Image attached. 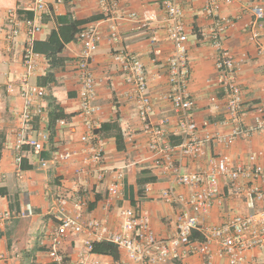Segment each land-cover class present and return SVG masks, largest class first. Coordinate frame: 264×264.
<instances>
[{"label":"crops","instance_id":"0c3cea01","mask_svg":"<svg viewBox=\"0 0 264 264\" xmlns=\"http://www.w3.org/2000/svg\"><path fill=\"white\" fill-rule=\"evenodd\" d=\"M48 1V10L33 11L31 0H0V213L16 212L18 216L0 227V264H53L49 258V244L52 233L58 225L52 207L60 196L69 195L72 203L83 198L86 206L81 209L84 221L105 222L112 231L120 227L119 211L131 206L148 213L154 234L166 238L175 232L179 207L161 199V191L172 184V177L161 169L151 166L152 155L147 149V137L141 130L137 113V95L125 82L121 64L114 57L119 52L135 54L145 66L149 94L153 102L151 120H166L171 133L179 117L174 114L162 95L167 91L164 61L172 53V45L166 39V15L160 6L161 0H118L119 10L130 11L142 16L153 13L157 20L151 23L148 32H140L131 21H120L117 25L118 40H110V22L104 19L97 0ZM182 11L185 32L188 35L190 80L188 90L195 102L194 118L199 125L206 119L212 120L211 132L227 133L230 124H223L227 114L223 108V94L217 87L215 61L217 52L212 45L210 32L215 19L231 20L226 29L224 46L236 60V80L243 90L245 106L257 103L264 108V59L258 53L259 44H264V18L258 38L253 39L250 26L254 20L253 8L263 6L264 0H239L233 4L225 0H175ZM213 8L209 15L206 8ZM17 15L18 36L9 41L8 12ZM40 30L33 37L34 42H47L52 31H62L61 51L47 57L34 53L33 65L28 70L23 63L24 49L28 45V23ZM98 26L101 40L93 54L90 70L95 80V99L99 107L95 120L101 127L105 144L104 160L100 166L83 164L81 152L85 146L79 140L87 133L79 115V78L74 60L81 51L76 42L78 31L85 25ZM73 25V26H72ZM158 39L160 56L153 61V45L150 37ZM31 85H50L48 95L41 100L45 108L46 121L35 120V128L49 134L44 151L34 154L28 148L18 154L15 151L17 115L24 99L20 95L23 80ZM218 105L217 112L210 108ZM63 119L65 126L55 120ZM245 125L252 124V114L242 115ZM176 144L179 139L171 136ZM70 150L78 158L52 166L48 170L39 168V158L48 159L54 150ZM209 156L227 155L235 163L247 162L248 156L258 155L256 164L264 165V131L253 133L245 139H237L231 146L212 144ZM21 156L17 164L16 156ZM209 156L182 159L185 172L203 171L209 167ZM124 168L120 197L108 203V188L115 180L117 170ZM147 169L155 181L139 185L137 179L141 170ZM99 170L103 178L99 180ZM246 186L244 181L238 182ZM189 196L188 188L173 186ZM221 196L214 200L211 208L202 214L200 220L210 227L221 226L236 214L249 212L245 202L232 196V185L227 179L219 181ZM262 202L257 204L261 207ZM67 210L74 213L73 205ZM199 240L200 234L193 233ZM94 241L91 234L84 232L63 238L60 253L66 264H127L125 255L119 252V259L88 252L84 241ZM213 249L218 245L212 243ZM184 264H202L199 256L185 257ZM264 263V253L251 250L245 253L244 264ZM167 264H180L167 263ZM214 264H228L226 259L214 256Z\"/></svg>","mask_w":264,"mask_h":264},{"label":"built area","instance_id":"2783aa9c","mask_svg":"<svg viewBox=\"0 0 264 264\" xmlns=\"http://www.w3.org/2000/svg\"><path fill=\"white\" fill-rule=\"evenodd\" d=\"M104 19L110 24V40H118L117 25L120 21H131L140 32H148L152 22L157 20L153 13L138 16L134 12L119 10L118 0H97ZM213 2L214 0H210ZM233 4L239 0H225ZM62 3L63 0H55ZM33 11L42 13L48 10L47 0H31ZM160 6L166 15V39L172 45V53L165 59L167 91L162 100L167 101L174 114L179 119L174 130L169 133L166 120L158 122L151 120L153 102L149 94V87L145 73V66L135 54L119 52L114 59L121 64L124 79L137 95V113L141 130L147 137V149L152 155L151 166L161 169L164 174L172 177L169 188L161 191L160 197L167 203L179 207L176 217L175 232L166 238L157 237L151 227L147 212L139 211L131 206L121 208L119 211L120 227L112 231L105 222L99 220L84 221L81 209L86 206L83 198H76L72 203L69 195L60 196L52 209L56 214L58 225L50 238L49 258L53 264H66V258L60 253L59 246L63 238L76 236L84 232L92 235L94 241L86 240L84 245L88 252L92 251L95 242L113 244L128 260L127 264H165L180 263L185 257L199 256L202 264H214V256L226 259L228 264H244L245 253L259 250L264 253V165L256 164L258 155L248 156L247 162H234L227 155L209 156V146L219 144L231 146L237 139H245L253 133L264 131V108L260 104L245 106L243 90L236 80V60L232 53L224 46L223 38L227 28L232 26L231 20L215 19L210 32L212 45L217 52L215 70L217 72L216 84L223 94V108L227 118L223 124H230L227 133L211 132L209 127L212 120H204L200 125L194 118L195 102L191 97L188 85L190 80L188 35L185 32L182 20V11L175 0H161ZM213 3L206 8L212 15ZM254 20L250 26L253 39L258 38L261 28L260 20L264 18V5L253 8ZM7 40L12 41L18 36L17 15L15 11L8 12ZM28 45L24 49L23 63L30 70L33 65V37L40 28L28 23ZM150 43L153 45V61L160 56L157 47L158 39L152 35ZM101 40L100 29L96 24L89 23L83 26L76 35V42L81 51L74 60L80 88L78 92L79 115L87 133L81 135L79 140L85 146L82 149V163L100 166L104 160L105 144L101 134V127L95 120L99 107L93 103L95 99V80L90 70L93 54ZM259 55L264 59V44H259ZM50 85H31L23 80L20 95L24 102L17 115V131L15 151L20 154L24 148L40 155L44 151L45 143L49 141V134L35 128V120L46 121L45 108L41 100L48 95ZM212 111L219 110L214 104ZM245 111L252 114V124L245 125L242 115ZM55 122L65 126L63 119ZM171 136L179 139L174 144ZM209 156V167L203 171L185 172L182 168V159L204 158ZM78 158L76 152L70 150H54L48 159L39 158V168L48 170L52 166L65 163ZM17 164L21 156L15 158ZM124 168L117 170L115 180L108 188V203L120 197L121 181ZM99 180L103 178L99 170ZM227 179L232 185V196L245 202L246 214H236L221 226L210 227L204 225L200 218L212 206L214 200L221 196L219 181ZM244 181L246 186H240ZM188 188L189 196L178 193L173 186ZM262 202V206L257 204ZM73 205L75 212L67 210ZM18 216L16 212L5 211L0 213V227ZM200 234V239H194L193 233ZM212 243L218 245L213 249ZM80 264H84L81 262ZM249 264H258L251 262ZM264 264V263H263Z\"/></svg>","mask_w":264,"mask_h":264},{"label":"trees","instance_id":"16d2710c","mask_svg":"<svg viewBox=\"0 0 264 264\" xmlns=\"http://www.w3.org/2000/svg\"><path fill=\"white\" fill-rule=\"evenodd\" d=\"M73 26V25H72ZM62 31L54 32L52 31L47 39V42H34L33 51L34 53H44L47 57L55 54L62 49ZM149 181H155V178L150 175L147 169L141 170L137 183L139 185L145 184ZM92 253L99 255H107L112 257L114 260L119 259V252L116 246L107 242H95L92 246Z\"/></svg>","mask_w":264,"mask_h":264},{"label":"rangeland","instance_id":"374dc122","mask_svg":"<svg viewBox=\"0 0 264 264\" xmlns=\"http://www.w3.org/2000/svg\"><path fill=\"white\" fill-rule=\"evenodd\" d=\"M165 264H167V263H165Z\"/></svg>","mask_w":264,"mask_h":264}]
</instances>
